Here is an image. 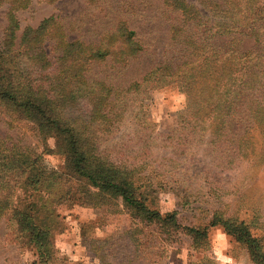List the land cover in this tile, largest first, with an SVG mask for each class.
<instances>
[{"label":"rangeland","instance_id":"374dc122","mask_svg":"<svg viewBox=\"0 0 264 264\" xmlns=\"http://www.w3.org/2000/svg\"><path fill=\"white\" fill-rule=\"evenodd\" d=\"M176 15L164 0H0V42L13 18L18 24L12 39L15 48L25 27L35 28L53 16L43 41L53 61L58 52L51 44L61 31L69 40L97 43L118 20L125 19L143 50L126 62L107 55L90 63L84 71L88 82L103 80L112 92L108 96L107 91L97 107L87 96L65 101L64 116L76 119L75 127L87 135L99 160L127 176L150 208L161 213L176 211L181 227H203L214 216L243 220L264 249L262 125L253 121L222 124L219 115L211 112L213 105H207L209 115L205 116L201 101L211 91L198 57L191 64L194 77L188 86H181L175 75L163 83L149 81V75L144 80L156 64L180 62L184 56L171 37ZM253 44L249 37L242 42L244 48ZM16 58L19 67L31 73L28 59ZM209 68L219 70L217 63ZM256 95L264 107V92ZM0 139L15 149L33 150L48 175L42 192L24 191L16 184L8 196L15 203L32 193L28 199L51 208L52 216L38 214V219L47 217L55 258L49 264H204L209 258L216 264H256L245 245L218 225L207 229L206 245L196 249L183 233L174 237L159 234L153 225L143 227L144 236L137 233L139 247H134L138 257L128 262L125 250L132 248L125 244H132L120 230L142 229L138 215L119 197L83 178H69L66 155L55 137L40 134L32 121L2 104ZM130 257L135 258L131 253ZM35 259L34 250L15 225L6 214L1 215L0 264H37Z\"/></svg>","mask_w":264,"mask_h":264},{"label":"trees","instance_id":"16d2710c","mask_svg":"<svg viewBox=\"0 0 264 264\" xmlns=\"http://www.w3.org/2000/svg\"><path fill=\"white\" fill-rule=\"evenodd\" d=\"M197 1L198 4L194 0H164L178 13V21L172 22L170 31L172 40L184 51V56L180 62L156 64L145 73L144 80L149 75L152 77L149 81L163 83L175 75L181 86H188L189 79L194 77L191 64L198 57L201 69L207 71L203 72V78H209L207 87L211 91L209 97L201 101L204 102L202 107L205 105L202 108L205 116L209 115L206 107L213 105L215 109L211 112L219 115L222 124L253 121L264 128V107L260 106L262 100L256 95L264 92V0ZM52 20L53 16L43 19L35 28L25 27L15 48L12 39L18 24L14 18L10 21L0 42V104L32 121L40 134L55 137L66 155L65 172L69 178H83L99 190L119 197L134 215L139 216L144 223L142 229L120 230L128 234L125 239L132 244H125L128 249L132 248V251L125 250L128 262L138 257L139 250L137 252L134 247H139L137 233L140 232L142 238L144 236L143 227L153 225L159 234L174 237L183 233L188 236L189 245L196 249L206 245L207 229L218 225L245 245L253 262L264 264L260 238L251 235L243 220L214 216L203 227H181L176 211L161 213L150 208L145 204V197L136 193V187L127 176L109 162L107 165L99 160L87 135L75 127L76 119L68 120L62 107L65 101L82 96H87L91 104L96 103V107L100 106L107 91L108 96L111 94L112 86L103 80L88 82L84 71L90 63L102 61L107 55L112 60L126 62L137 57L144 46L136 32L128 28L126 20L120 19L97 43L69 40L61 31L51 44L58 52L51 61L43 41ZM245 37L253 39L254 44L249 48L242 46ZM19 55L28 59L33 68L31 73L19 67L16 58ZM214 63H217L218 72L209 68ZM205 73H210V77ZM189 110L188 106L187 112ZM46 174L33 150L15 149L0 139V216L6 214L15 225L34 250L36 259L33 263L37 264H49L55 260L46 228L47 217L38 219L41 212L52 216V210L28 199L32 193L15 203L8 194L16 184L24 191L40 190L47 180ZM204 264L216 262L209 258Z\"/></svg>","mask_w":264,"mask_h":264}]
</instances>
